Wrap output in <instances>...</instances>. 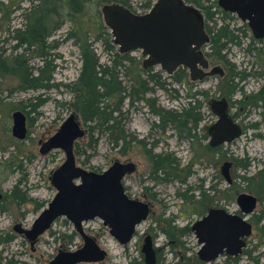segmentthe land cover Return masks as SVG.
<instances>
[{"label": "rangeland", "instance_id": "obj_1", "mask_svg": "<svg viewBox=\"0 0 264 264\" xmlns=\"http://www.w3.org/2000/svg\"><path fill=\"white\" fill-rule=\"evenodd\" d=\"M7 1L0 0L4 4ZM146 2L147 0H132V11L134 13L146 11L144 7ZM30 5L28 0L19 2L22 9L9 10L13 12L9 16L6 9L5 18L0 12L2 53L9 55L13 51L16 42L7 28L11 30L22 26V10L29 8ZM103 5L98 6L100 13ZM209 7L211 8V5ZM198 12L204 18V13L200 10ZM90 16L85 17L88 24L92 19ZM77 31L76 25L67 22L50 39L58 43L53 51L55 67L52 73L53 79L48 87L22 88L15 76H5L0 85V264L9 262L49 264L59 250L74 251L83 245L82 239L74 235L73 226L64 218L58 219L34 245L15 230L17 227L23 230L31 229L33 221L56 193L50 183V176L65 161V154L62 150H53L47 155H42L39 150L41 143L47 142L56 135L62 123L74 112L71 106L74 94L66 86L78 79L81 68L80 51L76 46L79 33ZM108 31L110 32L109 29ZM69 33L71 34L67 36ZM106 40L105 35H98L97 41L94 40L101 62L107 59L102 45ZM131 55L140 57L143 61L139 52H131ZM233 57L238 69H243V55L240 50L234 51ZM25 59L30 67L40 65L35 53ZM211 64L215 65L216 62L211 61ZM153 68L161 71L158 67ZM162 73L164 77L168 76L165 72ZM261 82L262 80L256 84L250 83L248 90L258 91ZM171 87L176 88L178 93L172 92V89L170 91L155 89L148 96L157 106L165 109H180L187 106L189 100L187 94L190 91L187 89L188 85L173 84ZM191 89V92L201 90L208 93L206 102L202 106L203 121L191 139L181 137L179 135L181 133L174 129H169L164 134L153 130L152 125L157 122V117L143 103L135 104L134 107H128L125 103L122 108L125 129L128 133L135 139L144 140L147 149H152L154 153L171 154L179 160L178 177L171 175L169 181H161L158 185L148 180L151 166L142 145H138L135 141L131 147L121 150L120 147H113L107 137L101 133H93L92 139L96 142H92L88 131L85 137L76 142V160L83 168L97 172L107 169L114 162L123 164L132 162L136 165V172L130 175L127 182L131 186V194L140 196L139 199L143 200L144 188L155 187V197L153 200L149 199L152 204L150 216L138 228L136 239L134 238L127 246L118 244L109 235L101 220L90 221L83 225L86 233L95 237L100 247L107 252L106 259L98 264H145L141 253V237L150 228H152L151 232L155 233V236L152 235L158 251L156 264H201L198 258L200 245L197 238L192 229L189 232H181L184 226L191 228L196 221H199L204 211L212 208H222L243 217L235 202L239 193L258 197L255 215L264 212V116L261 108L264 103L258 102L249 109L250 116L247 121L250 124H257L258 127L254 125L257 128H251L250 125L249 130L239 140L237 149L227 145L222 150L216 151L209 147L210 138L207 132L216 121V115L210 110V104L223 97L225 90L220 88L214 76L197 81ZM16 112L25 116L26 137L22 140L12 134L13 115ZM79 121L84 127L80 118ZM237 156L239 167L231 169L233 183L229 185L221 174V167ZM247 162L249 165L246 168L240 167ZM184 180L185 183H182L181 181ZM14 190H17V195L21 197L14 195ZM186 190L188 196H194V206L190 201L186 203L177 197V192ZM202 191L205 196L200 198L199 192ZM189 207H195L194 212L188 210ZM171 215L178 216L175 224H172L174 227L172 234L169 232V227L162 223L164 218ZM256 219L255 217L249 219L254 226L253 233L235 264H264V239L260 234L264 221L261 217L259 220ZM205 264L234 263L221 256L216 261Z\"/></svg>", "mask_w": 264, "mask_h": 264}, {"label": "trees", "instance_id": "obj_2", "mask_svg": "<svg viewBox=\"0 0 264 264\" xmlns=\"http://www.w3.org/2000/svg\"><path fill=\"white\" fill-rule=\"evenodd\" d=\"M210 1L184 0L202 11L206 22L214 23V26L207 30L209 36L207 56L210 61L215 62L220 52L233 41V31L229 29V25L217 28ZM19 2L23 0H8L6 4L0 2L2 16L5 18L6 9L8 16L13 13L9 11L11 9L21 10ZM28 2L31 4L30 7L22 10V26L11 30L7 28L16 45L9 55L0 51V85L5 76H15L22 88L48 87L53 79L52 73L55 67L53 51L58 43L50 39L65 23L76 25L77 33L79 32L76 46L80 51L81 68L78 79L66 87L73 91L71 106L82 122L88 126L91 141L96 142L92 139V134L95 132L105 135L113 147H122L123 150L131 147L135 141L138 145H142L151 172L155 174L159 172L166 181H169L171 175L178 177L180 163L177 158L172 157L171 154L154 153L152 149H147L144 140L135 139L126 131L123 105L126 103L128 107H134L135 104L143 103L157 117V122L152 125L153 130L164 134L169 129H174L181 133L179 134L181 137L191 139L203 121L202 106L206 102L208 93L201 90L191 92L194 84L188 86L187 89L190 91L187 94L189 99L187 106L180 109H165L157 106L148 96L155 89L164 91L172 89V92L178 93V90L171 86L173 84L184 86L188 76L182 69L167 77L163 76L162 71H156L153 67L144 70L140 57L132 56L131 52H125L113 42L98 6L116 3L132 10V0H28ZM154 2L155 0H147L144 5L146 10L151 8ZM86 15H91L90 24L85 21ZM98 35L107 36V40L102 43L107 57L104 62H101V56L94 46V40L97 41ZM32 53L38 57L40 65L30 67L26 62L25 57H30ZM181 182L185 183V180ZM187 191L177 192V197L182 198L186 203L190 201L194 206V196H188ZM13 193L21 197L17 195V190ZM199 195L202 198L205 193L202 191ZM194 209L195 207L188 208L192 212ZM172 223V219L165 223L171 234L174 232ZM180 231L189 232L190 228L187 226ZM260 234L264 239V225L260 229Z\"/></svg>", "mask_w": 264, "mask_h": 264}, {"label": "water", "instance_id": "obj_3", "mask_svg": "<svg viewBox=\"0 0 264 264\" xmlns=\"http://www.w3.org/2000/svg\"><path fill=\"white\" fill-rule=\"evenodd\" d=\"M224 2H226L224 0ZM229 3V1H227ZM224 4V3H223ZM101 14L105 26L110 30L115 44L125 52H139L143 58L142 67L147 70L150 67H158L168 76L174 74L177 69L183 67L190 73V79L193 82L200 81L204 76L208 75L204 72L209 68V63L202 49L208 43V35L205 31L204 20L198 10L184 2V0H156L149 12L145 14H135L130 9L119 4H104L101 7ZM216 68H213L209 74H215ZM210 109L213 114L220 116L222 121L227 125L230 124L225 116L226 102L212 101ZM76 115L72 113L62 124L59 131L49 141L43 144L41 153H46L54 148H62L66 153V161L63 169L56 171L53 175L54 184L57 186L59 193L56 197H72L71 203L76 205L65 210L62 207H53L43 212L42 219L39 218L33 229L25 233L28 238L33 241L43 234L52 224V222L60 215H69L73 211H81L82 208L100 215L103 219H118L125 211L128 218L129 213L134 216L131 227L140 222L148 214L146 205L140 203L128 202L118 192L120 199L119 206H114V199L105 198L101 193L103 189H96L92 194L84 196L89 190L86 183L74 189L66 190L61 185V179L65 168H69L73 176L81 175L82 171L75 167L72 145L74 140L81 138L84 131L80 128L76 121ZM210 134L215 137V125L209 128ZM12 134L19 140L26 136L25 116L16 112L13 115ZM214 140V144H215ZM213 145V144H212ZM228 166L224 164L223 174L229 182ZM112 170L117 172L115 184L118 186L120 175L132 173L135 170L133 163L122 164L115 162ZM87 178L93 177L92 173H85ZM70 180V176H69ZM104 186H102L103 188ZM108 192V191H106ZM115 192L117 190L115 189ZM77 198L79 200H77ZM239 201L247 203V207L243 206L245 214L250 213L256 203L253 196L241 195ZM126 201V202H125ZM55 202V201H54ZM110 205V209H108ZM140 207V209H136ZM136 209L137 212L132 211ZM46 216V217H45ZM83 218L80 217L75 221L77 225ZM236 226L238 230L234 232L232 227ZM79 228V227H78ZM132 228L126 231V237H119L122 244L129 241L132 235ZM80 230V228H79ZM192 231L201 245L198 255L201 260L212 261L220 254L226 253L237 256L242 253L245 242L242 237L249 235L250 227L240 217H228L224 211H210L207 216L197 221L192 226ZM81 232V231H80ZM85 246L76 252L60 251L58 255L49 264H77L78 262H93L102 260L105 252L100 250L94 241L83 234ZM148 256V264L154 263L153 251L150 246L144 249Z\"/></svg>", "mask_w": 264, "mask_h": 264}, {"label": "flooded vegetation", "instance_id": "obj_4", "mask_svg": "<svg viewBox=\"0 0 264 264\" xmlns=\"http://www.w3.org/2000/svg\"><path fill=\"white\" fill-rule=\"evenodd\" d=\"M225 1L226 2H224V0H211L210 4L214 5V7H212L211 11L215 13L214 20L217 23V28L223 27L225 25H229V29H231L233 31V34H232L233 41L229 42L227 47L220 52L219 58H217L215 61L216 62L215 65L211 64V61L207 56V52L209 51L208 43L202 49V51H203V53H204V55L207 58L208 63H209V68L204 71L208 75L204 76L203 79L210 78V77L214 76L217 79V83L220 86V88H223L225 90V95L222 94L223 97H221L220 99H217L216 101L220 102L223 100L226 102L225 116L227 117V119L229 120V123H230V124L226 125L222 121L220 116L216 115V121L213 124V125H215V128H216L215 137H213L209 132V128L212 127L213 125L208 128L207 132H208V135L210 138L209 147L211 150H216V151L222 150V148H225L227 145H229L233 148L235 147L237 149L239 140L246 134V131L249 130L250 125H251V128H257L258 127L257 124H250V122L247 121L248 117L250 116L249 109L252 108L251 106H256L258 102L264 103V0H225ZM227 1H229V3ZM203 20H204L205 31L208 35L207 30L209 28H211L212 26H214V23L206 22L205 16H204ZM208 42H209V36H208ZM236 50H240L241 54L243 55L242 64H244V68L241 70L238 69L237 65L234 62L233 56H234V51H236ZM213 68H216L215 74H209ZM179 69H182L183 71L186 72V74L188 76L186 84L188 86L197 82V81L196 82L191 81L190 73L187 69H185L183 67H180ZM179 69H177V71ZM256 79H259V80H256ZM260 80H262V82L259 83L260 89L256 92H250L248 90V86L250 85V83L256 84ZM250 81H252V82H250ZM231 89H232V91H231ZM261 108L263 109L262 115L264 116V105L261 106ZM73 113L77 117L76 121L78 122L80 128L84 131L83 137H85L87 132L89 131V129L87 130L88 127H85L86 126L85 124L83 127V124L79 121L78 115L75 112H73ZM263 119H264V117H263ZM254 125L257 127H255ZM83 137L77 138L73 142L72 150H73V155H74V164H75L76 168L81 169L85 173H92L93 177L87 178L86 174L83 172L81 175H78L77 177L76 176L72 177L73 173H71L70 169L65 168L64 172H63V177L61 179V185L64 186L66 188V190L72 191V190L84 185V183H86L87 186L89 187V190L87 191L86 194H84V196H88V195L92 194L98 188L103 189L105 191H102L101 194L105 198H107V197H108V199L113 198L115 201L114 206H119L120 208H122V207L120 206V199L118 196V192L122 191L121 194L123 195L125 200H127L128 202L140 203V204L146 205L147 209H148V214L146 215V217L144 219H142L140 222L135 223L133 228L131 227V222H132V219H134V216L129 213L128 218H127L125 211L123 212L121 217L118 219V223H117L116 219H114V220L112 218L103 219L100 215L89 212V211L85 210L84 208H82L81 211H75V212L73 211L69 215H60L52 222L51 226L46 231L50 230L52 228L53 224L58 219L64 218L68 223H70L73 226L74 233H75L74 235H77L83 241V245L79 249H76L74 251H66V250L61 249V250H59V252L60 251L76 252V251L82 249L86 243L85 239L82 235V232H83L84 235H86L92 241H94L96 243V245L99 247L100 250L105 252V257L99 261H93V262L83 261V262H78L77 264H98V263L103 262L106 259L107 252L100 247V245L98 244L97 239L95 237L86 233L83 225L85 223L90 222V221L101 220L102 225L108 230L109 235L121 246H127L129 243L133 242L132 240L134 238L136 239L138 228L143 223H145L150 216V213L152 211V204L150 203V200L151 199L153 200L155 197V194H154L155 187L154 188L153 187L144 188V191L142 193L143 200L139 199L140 196H137V195L134 196L131 194V186H129L127 184V182H128V178L130 177V175H132L136 172V165L134 163L133 164L135 165V170L130 174L125 173L124 175H120L121 177H120L118 186H116V184H115V178L118 177L117 172L115 170H112V166L115 162L111 166H109L107 169H105L103 171H97V172L96 171H89V170L83 168L82 166L78 165L77 160H76L77 155L75 152V146H76L75 144L79 139H82ZM214 140H216L215 144L213 143ZM43 144L44 143H41V148H42ZM41 148H40V150H41ZM120 148H121V150H123L122 147H120ZM40 150H39V152L42 155H47L48 153H50L53 150H62L65 154V157H66V153L62 148H54V149H51L50 151H48L46 153H41ZM237 158H238V156L236 157V159L234 158L233 161L224 163V164H229L228 170H227L229 182L223 174L224 164L221 167V174L223 175V177L225 178V180L227 181V183L229 185H231L233 183V178H232L233 176L231 174V169L234 170V168L239 167ZM243 160L245 161V159H243ZM65 161H66V158H65ZM65 161L58 168H56L51 173V176H50V183L56 192L54 197L47 204V207L45 209H43L40 212V214L38 215V217L33 221L31 229L23 230L20 227H17V229L19 231L28 232V231L33 229L36 221L39 218H41L40 221H43V219H42L43 212L46 211L47 209H49L50 205L52 203H54L53 207H62L65 210H69V209H71V207H73V208L76 207V205H74L73 203L70 202L72 197H64V198L56 199V197L59 193V190H58L57 186L54 184L53 175L56 171L63 169ZM129 163H132V162H129ZM248 163L249 162H247V164L240 165V167L246 168L247 165H249ZM125 164H127V163H125ZM69 176H70V180H69ZM235 177H237V176H235ZM147 178L154 185L160 184L161 181H166V180H164V176L162 174H160L159 172L155 174V172H151V170H150V174H149V176H147ZM102 186H104V187L102 188ZM115 189L117 190V192H115ZM106 191H108V192H106ZM241 195H250V196H253L256 200V203H255L253 210L248 214H245L243 211V206L246 208L247 203H245L243 201H239V199H240L239 197ZM77 200H79V199L77 198ZM181 201L184 202V200L182 198H181ZM235 202H236L237 207L239 208L243 217H240V215H238V214L230 213L226 210H223L222 208H212V209L207 210L206 212L204 211L203 214L201 215V217L199 218V220H201L202 218L207 216L210 211H224L228 217H240V218H242L246 222V225H248L250 227L249 235L242 237V240L245 242V247H246L247 241H248L249 237L251 236V234L253 233V227H254L253 223L249 222V219L251 217H255V218H257L256 220H259L260 217L262 218L264 216V212H262L263 214L260 213L259 215H255V210H256L258 202H259L258 197H256L255 195L248 194V193H239L236 196ZM110 208L111 207L109 205L108 209H110ZM135 208L140 209V207H136V205H135ZM136 209H132V211L137 212ZM80 217H82L83 219L81 220L79 225H77L75 223V221L77 219H79ZM177 217L178 216H176V215H171L168 218H164L162 220V223L165 224V223H167V221L169 219H172V221H173L172 224H175ZM262 220L264 221V217ZM78 227L80 228V230ZM154 227H156V225ZM184 227H186V226H184ZM129 228H132L131 238L129 239L128 242H126L125 244H122L119 237H117L116 234L120 233V236L123 237V235H124V238H125L126 237V231ZM191 229H192V227L190 228V230ZM232 230H234V232H237L236 230H238V228L236 226H234V228L232 227ZM151 231H152V228L148 229L147 233H144V235L141 237L142 238L141 253L143 254L145 264H148V256L144 252V249L147 246H150V248H152V251H153L152 253L154 256V263L153 264L157 263V252L158 251H157V248L154 244L155 233H153ZM21 234L31 243V245H34L37 242V240L39 239V237L41 235H43V234L39 235L33 241L34 243L32 244V241L28 238V236L25 233H21ZM194 235H195V233H194ZM197 242H198V239H197ZM200 247H201V245H200ZM242 251H243V249H242ZM55 256H54V258H55ZM221 256L225 257L231 263L233 262L235 264L238 262V256L239 255H237V256L230 255V254L226 253L225 250L222 254H220L216 259H214L212 261L207 262V261L201 260L199 255H198V258H199V261H201V264H205V263L214 262Z\"/></svg>", "mask_w": 264, "mask_h": 264}]
</instances>
